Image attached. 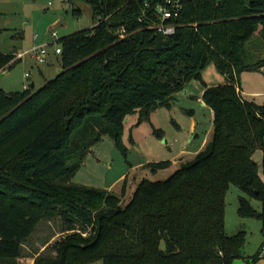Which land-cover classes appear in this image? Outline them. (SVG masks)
Returning a JSON list of instances; mask_svg holds the SVG:
<instances>
[{
  "label": "trees",
  "instance_id": "1",
  "mask_svg": "<svg viewBox=\"0 0 264 264\" xmlns=\"http://www.w3.org/2000/svg\"><path fill=\"white\" fill-rule=\"evenodd\" d=\"M81 1L93 25L59 38L61 72L35 90L0 88V264H19L37 224L53 216L66 234L53 255L27 264H231L239 256L253 264L264 257V241L251 259L243 256L245 231L229 235L224 217L233 184L246 194L239 211L258 215L264 227V182L253 158L263 151L264 172V103L239 84L242 71L264 66V0H185L169 35L157 32L146 0ZM19 59L15 50L0 51V73ZM210 62L225 82L203 81L213 131L192 159L164 179L143 177L124 203L126 182L116 195L73 181L103 135L121 146L127 115L169 106ZM171 164L145 166L157 172Z\"/></svg>",
  "mask_w": 264,
  "mask_h": 264
},
{
  "label": "rangeland",
  "instance_id": "2",
  "mask_svg": "<svg viewBox=\"0 0 264 264\" xmlns=\"http://www.w3.org/2000/svg\"><path fill=\"white\" fill-rule=\"evenodd\" d=\"M78 8L82 10L81 14H75L74 10ZM92 25L91 7L81 0H0V51L15 50L18 54L29 50L34 44L54 41L50 33H57V39L48 45L51 51L49 63L40 65L32 53H26L12 67L0 73V88L21 91L28 85V76L32 77L33 90L42 86L45 78L53 77L57 71L55 48L59 45V38ZM36 34L37 39L34 38ZM260 36L261 30L258 28L254 40ZM25 72H28V76ZM2 73L5 75L2 76ZM203 81L211 86L225 82V77L210 62L202 71V80L193 78L186 82L169 106L158 107L143 118H140L139 111L127 115L121 146L109 134L103 135L85 156L73 181L104 188L116 195H121V187L126 182V192L121 195L124 203L143 177L164 179L177 168L173 165L152 172L144 166L146 162L171 159L173 163H179L191 156L193 158L202 149L203 140L211 137L213 129L212 110L202 99ZM239 84L244 95H254L257 102L264 103V66L242 71ZM250 90L259 93L252 94ZM181 151H184L181 156L186 158L178 162L176 154ZM253 157L264 182L262 151L257 149ZM240 196L246 194L231 184L225 195V230L229 235L245 231L242 255L251 259L264 241V227L256 215H244L239 211ZM249 199L251 205L257 210L261 209L260 201ZM66 226L59 216L40 220L23 244L24 258L19 260V264H27L37 255H53V244L66 234ZM244 262V258L239 256L231 264ZM85 264H103V261L96 259ZM253 264H264V257L256 258Z\"/></svg>",
  "mask_w": 264,
  "mask_h": 264
},
{
  "label": "built area",
  "instance_id": "3",
  "mask_svg": "<svg viewBox=\"0 0 264 264\" xmlns=\"http://www.w3.org/2000/svg\"><path fill=\"white\" fill-rule=\"evenodd\" d=\"M219 1V0H218ZM185 0H146L144 5L147 9H151L152 15L156 19L154 21V27L157 32L163 35H169L175 32L176 25L173 22L177 19L183 11ZM119 36L123 37L125 35V29L121 28L117 31ZM38 35H35V39ZM50 37L57 39L56 31L50 33ZM54 41H49L41 44H34L29 50L20 52L17 57L21 58L26 53H32L38 62V64H44L48 62L49 50L48 45ZM60 44L55 48V53H59ZM28 76V72L25 73Z\"/></svg>",
  "mask_w": 264,
  "mask_h": 264
},
{
  "label": "crops",
  "instance_id": "4",
  "mask_svg": "<svg viewBox=\"0 0 264 264\" xmlns=\"http://www.w3.org/2000/svg\"><path fill=\"white\" fill-rule=\"evenodd\" d=\"M37 38H38V37H37ZM37 38H36V39H37ZM50 58H51V51L49 50L48 61L50 60ZM55 68L57 69V67H55ZM25 73H27V72H25ZM3 75H5V73H4ZM24 87H25V86H24ZM241 92H242V89H241ZM249 93L255 94V93H259V92H258V91H252V90H250ZM242 94H243V92H242ZM212 116H213V113H212ZM193 127H195V125H194ZM212 131H213V129H212ZM211 137H212V134H211ZM211 137L209 138V136H207V137L203 140V143H202V149L205 147V145H206L207 142L211 139ZM256 150H257V149H256ZM256 150H255V151H256ZM260 150H261V149H260ZM199 151H200V150H199ZM255 151H254V152H255ZM261 151H262V150H261ZM183 152H184V151H181V152H179V153L176 154V157H177L176 160H178V162L181 161L183 158H186V157H182V156H181V153H183ZM196 153H197V152H196ZM196 153H195V154H196ZM195 154H194V156H195ZM192 155H193V154H192ZM253 155H254V153H253ZM194 156H193V157H194ZM253 158H254V157H253ZM190 159H192V156H191L188 160H190ZM262 159H263V151H262ZM170 160H171V159H170ZM254 160L256 161L255 158H254ZM171 161H172V160H171ZM148 162H150V161H148ZM148 162H146V163H148ZM256 162H257V161H256ZM180 163H181V162H179V163H173V161H172V164H171L170 167H172V166L174 165V166H176V167L178 168V167L180 166ZM144 166H145V164H144ZM157 172H158V171H157ZM121 189H122V187H121ZM132 193H133V192H132ZM131 195H132V194H131ZM129 197H130V196H129ZM128 199H129V198H128ZM128 199H127V200H128ZM127 200H126V201H127ZM126 201H125V202H126ZM122 203H123V202H122Z\"/></svg>",
  "mask_w": 264,
  "mask_h": 264
},
{
  "label": "water",
  "instance_id": "5",
  "mask_svg": "<svg viewBox=\"0 0 264 264\" xmlns=\"http://www.w3.org/2000/svg\"><path fill=\"white\" fill-rule=\"evenodd\" d=\"M57 72H61V68H57ZM3 74L4 73H2V76H3ZM27 82H28L27 87L32 88L33 87V82H32V77L31 76L27 77ZM256 216L258 217V215H256Z\"/></svg>",
  "mask_w": 264,
  "mask_h": 264
}]
</instances>
